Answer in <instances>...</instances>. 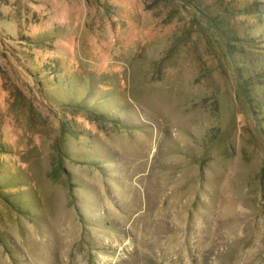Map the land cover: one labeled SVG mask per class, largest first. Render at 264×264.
Masks as SVG:
<instances>
[{
  "label": "rangeland",
  "instance_id": "obj_1",
  "mask_svg": "<svg viewBox=\"0 0 264 264\" xmlns=\"http://www.w3.org/2000/svg\"><path fill=\"white\" fill-rule=\"evenodd\" d=\"M0 264H264V0H0Z\"/></svg>",
  "mask_w": 264,
  "mask_h": 264
}]
</instances>
